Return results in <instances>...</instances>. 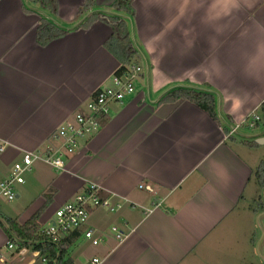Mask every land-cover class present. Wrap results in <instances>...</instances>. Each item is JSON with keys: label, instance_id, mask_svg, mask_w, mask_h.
Listing matches in <instances>:
<instances>
[{"label": "crops", "instance_id": "1", "mask_svg": "<svg viewBox=\"0 0 264 264\" xmlns=\"http://www.w3.org/2000/svg\"><path fill=\"white\" fill-rule=\"evenodd\" d=\"M57 1L58 14L52 15L30 0H0V179L24 152L53 142L59 128L100 89L111 86L121 68L106 48L112 27L97 21L83 28L96 14L127 17L112 9L117 0H96L82 14L86 0ZM126 1L134 10L128 26L143 68L135 95L111 107L99 132L81 141L66 172L38 164L19 187L16 201L35 190L37 197L6 214L24 224L46 207L40 219L44 226L58 208L98 185L103 196L126 198L135 206L116 214L91 211L88 224L73 234H78L70 248L74 264L94 257L102 264H232L234 251H256L260 239L264 246L259 234L263 199L259 208L243 205L264 160V127L256 133L242 128L232 139L226 129L260 111L264 85L185 73L203 62L208 48L199 28L205 11L225 17L226 56L242 45V33L264 23V0H240L242 10L231 17L227 13L235 0H198L202 8L191 18L184 14L182 0ZM42 19L67 34L40 45ZM192 29L195 48L183 55L184 31ZM177 87L214 93L218 120L190 102L160 104ZM113 227L127 234L123 242ZM88 229L98 230L104 242L93 246L84 238ZM81 240L86 247L75 251ZM8 241L0 228V256L12 260L16 254L5 249ZM11 260L0 264H44L31 254Z\"/></svg>", "mask_w": 264, "mask_h": 264}, {"label": "built area", "instance_id": "2", "mask_svg": "<svg viewBox=\"0 0 264 264\" xmlns=\"http://www.w3.org/2000/svg\"><path fill=\"white\" fill-rule=\"evenodd\" d=\"M143 68L133 64L125 68L121 74H115L112 84L109 87L100 89L86 108L79 111L74 119L65 123L59 128L53 143L47 145L40 151L24 152L21 159L16 161L10 174L4 179H0V207L3 203H13L19 197V187L26 184V177L33 173L38 164H44L57 172H66L69 159L75 155L83 139L91 137L99 132L102 121L109 117L111 107L117 103L125 101L135 95L136 83L139 80ZM261 120L257 112L252 113L237 126L229 128L227 137L240 135L242 128L255 129L256 123ZM4 148L0 149L3 152ZM102 187L90 185L83 192L78 193L71 201L58 208L52 219L43 226L41 235L44 239L34 243V249L22 247L15 241L9 240L6 250L15 253L11 261L31 254L44 264H57V261L50 262L42 256L37 246H53L60 254V244L68 236L81 231L89 222L91 211L104 210L111 214H116L126 207L135 205L128 199L117 197L113 194L103 196ZM112 232L119 242L127 238V234L118 227H113ZM84 238L93 246H99L104 242V238L98 230L88 229L84 232ZM16 257V258H15ZM3 255L1 262L10 261ZM103 259L91 258L85 264H102Z\"/></svg>", "mask_w": 264, "mask_h": 264}, {"label": "trees", "instance_id": "3", "mask_svg": "<svg viewBox=\"0 0 264 264\" xmlns=\"http://www.w3.org/2000/svg\"><path fill=\"white\" fill-rule=\"evenodd\" d=\"M30 1L50 12L52 15L58 14L59 5L57 0ZM95 2L96 0H86L85 6L80 11V14L91 11L95 6ZM112 9L117 13H123L127 17L96 14L91 16L84 23L83 28H88L97 21H103L112 27L113 34L109 41H107L106 48L121 63V68L116 73L119 75L125 71V68L128 66L133 64L139 65L137 63L138 53L131 40V33L128 26V18L131 19L134 16V10L130 2L126 0H117ZM66 34L67 31L54 25L47 19H42L37 30V41L40 45L45 46L56 39L62 38ZM182 102L193 103L208 113L214 120H218L217 97L214 93L208 90H199L191 87H177L166 93L161 99L160 104H179ZM258 115L261 120L256 123L255 130L264 127V103L260 107ZM226 132L229 133V129H226ZM230 139H232V137H230ZM249 145H252V143H249ZM255 177L259 187L264 189V160L260 163L255 172ZM46 209V207L41 208L24 224H20L18 220L14 218H7L5 220L6 222L0 220V228L7 234L9 240L15 241L22 247H28L31 243L44 239L43 235H41L43 225L40 223V219ZM76 236L70 235L61 242L60 254H58V249L53 246H37L36 249H40L42 256L46 257L50 262L55 260L57 264H74V260L70 254V248Z\"/></svg>", "mask_w": 264, "mask_h": 264}, {"label": "clouds", "instance_id": "4", "mask_svg": "<svg viewBox=\"0 0 264 264\" xmlns=\"http://www.w3.org/2000/svg\"><path fill=\"white\" fill-rule=\"evenodd\" d=\"M181 7L184 14L194 17L202 8L198 0H182ZM240 0H235L234 6L227 13L231 17L241 11ZM225 17L209 16L205 11L200 18V32L207 37V50L203 53V62L185 73H202L209 80H223L236 78L249 81L257 85H264V23H257L241 34L243 42L239 48L226 54L222 53V38L228 35L223 21ZM195 29L184 31L183 55L190 54L196 44ZM214 34V35H209Z\"/></svg>", "mask_w": 264, "mask_h": 264}, {"label": "rangeland", "instance_id": "5", "mask_svg": "<svg viewBox=\"0 0 264 264\" xmlns=\"http://www.w3.org/2000/svg\"><path fill=\"white\" fill-rule=\"evenodd\" d=\"M249 131L251 133L257 132V130H255V129H253V130L250 129ZM51 143H53V142H51ZM257 169H256V171H257ZM18 192H19V189H18ZM35 192H36V190L30 194L28 199H26L24 196V197H22V200H20L19 202L15 201L13 203H3V205H1V206H3V208H2L3 211L0 213V219L3 220L4 222H6L5 220L7 218H9L6 214L7 210H8V212L10 211V213H11V210H17V208L21 209V203L23 206L29 205L31 203V201L35 197H37L36 194H34ZM20 193H21V189H20ZM262 199L264 201V189H261L259 187V184H258L256 177H255V174H254V178L252 179V182L249 185V188L247 190V195L245 198V203H243V205H245V204L249 205V204L253 203V208H259L261 203H262ZM250 215L252 216V214H250ZM261 220L263 223V227H262V230L260 229L259 234L260 235L263 234V237H264V217L263 216L261 217ZM34 243H31L28 246L30 248V250L34 249ZM86 245L87 244L81 240L78 244L77 249H74V250L75 251L82 250L83 248L86 247ZM255 250L256 251H234L232 264H264V246H262V240L261 239L259 240L258 243L256 242Z\"/></svg>", "mask_w": 264, "mask_h": 264}]
</instances>
